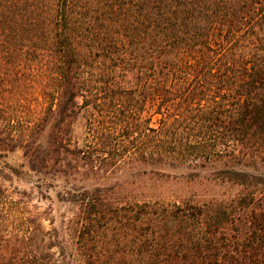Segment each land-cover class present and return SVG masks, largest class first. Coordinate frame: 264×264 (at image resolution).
Here are the masks:
<instances>
[{
	"label": "trees",
	"instance_id": "1",
	"mask_svg": "<svg viewBox=\"0 0 264 264\" xmlns=\"http://www.w3.org/2000/svg\"><path fill=\"white\" fill-rule=\"evenodd\" d=\"M16 149L37 172L129 170L58 191L70 216L50 228L0 186L20 222L0 264H264V0H0V153Z\"/></svg>",
	"mask_w": 264,
	"mask_h": 264
},
{
	"label": "rangeland",
	"instance_id": "2",
	"mask_svg": "<svg viewBox=\"0 0 264 264\" xmlns=\"http://www.w3.org/2000/svg\"><path fill=\"white\" fill-rule=\"evenodd\" d=\"M154 122V120H153ZM86 114L81 112L73 123V136L83 143L86 133ZM89 163L72 162L67 166L65 162L58 163L53 169H42L40 172L31 170L23 158L20 149L7 153H0V186L7 191L11 198L24 196L25 208L37 210L42 215L45 228L58 226L63 218L70 216L69 205L59 200L58 191H73L101 183L99 177L107 174L106 182H113L129 168L123 163L119 166H101L97 168ZM167 192L179 193L182 190L201 191L194 185L179 183L173 179L160 184ZM151 184V182H150ZM1 209V208H0ZM0 236H13L19 227L18 215L13 209L0 212Z\"/></svg>",
	"mask_w": 264,
	"mask_h": 264
}]
</instances>
